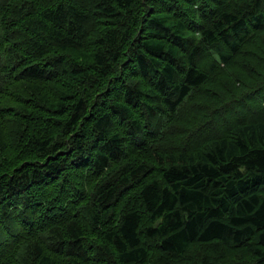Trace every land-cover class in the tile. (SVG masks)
Instances as JSON below:
<instances>
[{
	"label": "trees",
	"instance_id": "16d2710c",
	"mask_svg": "<svg viewBox=\"0 0 264 264\" xmlns=\"http://www.w3.org/2000/svg\"><path fill=\"white\" fill-rule=\"evenodd\" d=\"M262 191L264 0H0V264H264Z\"/></svg>",
	"mask_w": 264,
	"mask_h": 264
},
{
	"label": "rangeland",
	"instance_id": "374dc122",
	"mask_svg": "<svg viewBox=\"0 0 264 264\" xmlns=\"http://www.w3.org/2000/svg\"><path fill=\"white\" fill-rule=\"evenodd\" d=\"M262 194L264 195V191H262Z\"/></svg>",
	"mask_w": 264,
	"mask_h": 264
},
{
	"label": "bare ground",
	"instance_id": "6f19581e",
	"mask_svg": "<svg viewBox=\"0 0 264 264\" xmlns=\"http://www.w3.org/2000/svg\"><path fill=\"white\" fill-rule=\"evenodd\" d=\"M145 5V4H144ZM151 5V4H150Z\"/></svg>",
	"mask_w": 264,
	"mask_h": 264
}]
</instances>
